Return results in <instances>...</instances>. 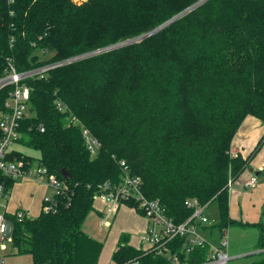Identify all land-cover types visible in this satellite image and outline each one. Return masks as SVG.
<instances>
[{"label":"trees","instance_id":"1","mask_svg":"<svg viewBox=\"0 0 264 264\" xmlns=\"http://www.w3.org/2000/svg\"><path fill=\"white\" fill-rule=\"evenodd\" d=\"M87 53L45 79L28 80L34 114L18 141L39 151L40 163L66 189L55 194L54 210L23 220L8 214L13 254L29 255L32 264H99L104 242L84 224L103 185L123 179V160L176 223L192 214L187 199L216 202L213 228L256 227L264 252V208L249 222L232 218L229 205V183L264 146L263 135L248 156L232 153L247 116L264 122V0H0V75L8 58L27 70ZM84 127L102 143L95 156ZM2 181L15 184L0 175ZM130 240L120 235L112 264H172ZM209 253L198 246L188 262Z\"/></svg>","mask_w":264,"mask_h":264},{"label":"built area","instance_id":"2","mask_svg":"<svg viewBox=\"0 0 264 264\" xmlns=\"http://www.w3.org/2000/svg\"><path fill=\"white\" fill-rule=\"evenodd\" d=\"M12 3L15 0H7ZM98 50L97 52H101ZM91 53L82 54L73 58L59 61H49L31 67L27 70H19L12 58H8L7 67L0 75V175L10 180L23 181L34 180L46 184L54 190L53 196L45 197L46 204L43 209L51 211L55 209V194L66 189L63 181L57 175L49 173L40 161L34 165V159L24 161L23 159L11 158V149L15 143L22 138V123L29 119L34 113L31 108L32 87L28 80L45 79L50 72L59 66L68 64L74 60L82 59ZM73 119H75L73 117ZM41 130H44L41 127ZM83 137L89 152L95 156L102 148L101 141L87 128H83ZM123 179L118 183L107 181L103 190L96 198L105 200L110 205V210L116 211L122 205L133 202V209L143 215L146 220V228L141 237V245L137 248L144 253H154L164 257L172 264H229L231 257L228 252L229 228H213L218 220H212L207 213L209 203L202 204L196 198H189L185 205L192 209V214L183 222L176 223L167 214L166 207L159 198L150 199L143 191L141 176L132 174L131 168L123 160ZM46 178V179H45ZM258 184V175L252 174L243 182L246 189L254 188ZM233 182L229 183V192L232 190ZM11 189L5 181L0 182V197L9 199ZM4 211L0 213V249L6 250L7 243L12 242V224L8 217L7 203L0 204ZM18 220L31 217L27 209L19 208L12 213ZM219 234L218 243L213 242V235ZM181 239L184 241L181 242ZM208 246L210 253L208 258L202 262L189 263V254L196 247ZM5 258L0 254V264H4ZM124 264H141L139 258H134Z\"/></svg>","mask_w":264,"mask_h":264},{"label":"rangeland","instance_id":"3","mask_svg":"<svg viewBox=\"0 0 264 264\" xmlns=\"http://www.w3.org/2000/svg\"><path fill=\"white\" fill-rule=\"evenodd\" d=\"M80 1V0H79ZM82 1V0H81ZM40 55V59H45L48 55L44 54L42 51H38ZM11 149H15L23 154H27L33 157L34 165L39 163L40 152L29 147L27 144L23 143H15L11 146ZM233 153V152H232ZM260 161L264 163V155L260 157ZM257 170H260L259 168ZM245 174H242L239 177L238 181L233 183V188L239 189L240 184L245 178ZM46 179V178H45ZM47 181L42 183L46 184ZM20 186L16 188L15 194H12L10 199V203L13 198L14 201H18L21 204H29L31 200L34 198V212L40 209V205L42 203L43 198V190H36L31 185H27L26 183L19 184ZM258 188H262V193L264 194V173L258 176ZM43 188V187H42ZM255 189V188H254ZM246 190L244 191L243 199H238L240 204H242L243 212L244 205L251 208L255 212H261L259 214V220L263 216L262 206L264 204V199L260 202H253L251 197V192L254 190ZM34 192V196H31V193ZM260 194V196H261ZM49 196V195H48ZM46 196V197H48ZM6 198L0 197V204L6 203ZM104 208V207H103ZM106 210V207H105ZM4 208L0 205V213H3ZM207 213L211 217L212 220H218L220 218V210L218 204L213 203L207 210ZM134 211H125L120 210L118 213L113 211L106 210L103 217L96 216L95 213H91L89 218L87 219L84 229L86 232L95 236L99 240L104 242V249L101 254L99 264H112V255L117 247L119 236L122 233H129L132 244L141 245V240L138 242L139 237L143 234V232L136 231L140 225H142V218L137 216ZM134 220V226H132V221ZM219 234L215 233L212 241L218 243ZM229 238V247L228 252L231 257L229 264H254L262 259H264V252L262 249H258V239H259V230L253 226H242L239 224H233L229 228L228 233ZM7 249L1 250L0 254L4 256L5 261L4 264H9V260L13 258V256H22L13 254V246L12 242H6ZM22 264H30V260L28 257H24Z\"/></svg>","mask_w":264,"mask_h":264},{"label":"crops","instance_id":"4","mask_svg":"<svg viewBox=\"0 0 264 264\" xmlns=\"http://www.w3.org/2000/svg\"><path fill=\"white\" fill-rule=\"evenodd\" d=\"M263 135H264V122L261 121L259 118L253 116V115L247 116L245 118V120L243 121V123L241 124L240 128L238 129L237 133L234 136V139H233V142H232V152H233V154L241 153L245 157L248 156L249 153L256 147L258 141L260 140V138ZM262 155H264V146L261 149V151L251 161V167H253L255 171H260V174L264 173V163H262V161H260V157ZM258 168L260 170H257ZM249 169L250 168L246 169L242 173V174H244V173H246V174H245V178H243V180H242V182L240 184L239 189L235 190L233 188V185H232V190L229 193L230 214H231L232 218L237 219V220L256 222V221L259 220V214L261 212H255L254 210H252L251 208L247 207L246 205H244V212H243L242 204H240V202L238 201V199H243L244 191H246V190L250 191V190H252L254 188L255 189L251 192L252 201L253 202H255V201L260 202V201H262L264 199V194H261L263 187L258 188L256 186L254 188L246 189L243 186V182L246 179H248L253 174L252 172H250ZM238 180H239V178H237L236 181H238ZM21 183H26L27 185H31L36 190H40V189L43 190V195L44 196L42 198V203H41L40 209L38 211L34 212V203H35L34 198L31 200V202L29 204H21L18 201L17 202L14 201V198L12 199L13 203H12V201L10 203V199L12 197V194L13 195L15 194L16 188H18L20 186L19 184H21ZM34 194L35 193L32 192L31 196L33 197ZM260 194H261V196H260ZM48 195L49 196H53L54 195V190L49 188L47 186V184L39 183V182H36L34 180H30V179L23 180V181H17L13 185V187L11 189V195H10L9 199L7 200V202H6L7 203V211L12 214L17 209L24 208V209L29 210L31 217H36V216H38L41 213L42 208H43L44 199ZM94 205H95V209L91 213L94 212L96 216L103 217L106 210L113 211V210H110V205L105 200H103L101 198H96ZM105 207H106V210H105ZM263 208H264V204L262 206V210H263ZM120 210H125V211H131L132 210L136 214H138L137 216L142 218L143 221H142V225H140L136 231H138V232L142 231L144 233V230H145L146 224H147V220H146V218L143 215H141L135 209H133L132 207H130L128 205H122L118 210L113 211V212L118 213ZM91 213H90V215H91ZM131 225L134 226V220L132 221ZM84 226H85V224H84ZM142 235L139 237L138 242L141 240ZM91 236H93V235H91ZM93 237H95V236H93ZM130 243H131V240H130ZM138 244L136 243V244H132V245L137 248L139 246ZM24 257H28V259L30 260V264H32V260H31V257L29 255H26ZM23 259H24L23 255L21 257L20 256H13V258H11L9 260V264H22Z\"/></svg>","mask_w":264,"mask_h":264},{"label":"water","instance_id":"5","mask_svg":"<svg viewBox=\"0 0 264 264\" xmlns=\"http://www.w3.org/2000/svg\"><path fill=\"white\" fill-rule=\"evenodd\" d=\"M190 9H191V8H190ZM188 11H189V10H188ZM188 11H186V12H184V13L178 15L177 17L173 18V19H172L171 21H169L167 24H169V23H171L172 21L176 20L177 18L181 17L182 15H184L185 13H187ZM163 27H164V26H162L161 28H163ZM152 33H153V32H149V33L145 34V35L142 36V37L134 38V39L128 40V41L123 42V43L118 44V45L129 44V43L136 42V41L140 40L141 38H145V37L151 35ZM249 170H250V172H252V173L255 174V175H259V174H260V171H255L253 167H250ZM63 174L66 176V178H69V177H70L69 174H68L65 170H63Z\"/></svg>","mask_w":264,"mask_h":264}]
</instances>
